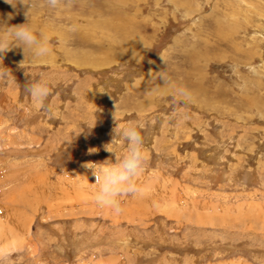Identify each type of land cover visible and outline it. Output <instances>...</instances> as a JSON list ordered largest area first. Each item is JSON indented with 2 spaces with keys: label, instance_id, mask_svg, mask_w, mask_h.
I'll return each mask as SVG.
<instances>
[{
  "label": "rangeland",
  "instance_id": "1",
  "mask_svg": "<svg viewBox=\"0 0 264 264\" xmlns=\"http://www.w3.org/2000/svg\"><path fill=\"white\" fill-rule=\"evenodd\" d=\"M31 3L52 51L0 57V264H264V0ZM26 9L0 0V20ZM27 71L52 79L43 108ZM114 114L145 154L118 214L81 187L115 159Z\"/></svg>",
  "mask_w": 264,
  "mask_h": 264
},
{
  "label": "clouds",
  "instance_id": "2",
  "mask_svg": "<svg viewBox=\"0 0 264 264\" xmlns=\"http://www.w3.org/2000/svg\"><path fill=\"white\" fill-rule=\"evenodd\" d=\"M6 3L16 7L18 4L27 6L25 11L26 20L24 23L9 25L5 20H0V57L3 58L14 47L22 48L30 52L34 61L43 60L51 55V34L43 29H38L31 21L30 10L33 7L31 0H5ZM46 3L55 8L60 0H46ZM12 15H8L10 20ZM162 56V55H161ZM163 60L164 57L162 56ZM23 60L20 67H24ZM254 71V69H249ZM31 78L24 86L26 95L30 98L32 106L40 109L45 106L51 94L52 79L44 73H31ZM10 74L6 69H0V80H9ZM161 79L165 82L164 76ZM174 99L180 102H187L190 93L183 87L171 86ZM117 104L115 105V109ZM49 109L51 106L49 105ZM115 113V112H114ZM115 126L111 130L112 140L104 145L105 151L114 154L115 159H106L102 162L88 161L82 167L91 170L95 177L94 183L81 185L87 187L94 197L98 207L111 209L114 213L122 211L121 204L123 197L138 198L143 195V188L138 184V178L143 171L145 154L143 152V138L140 129L142 125L129 122L122 124L114 114ZM118 141L124 142L122 151H117L113 145ZM97 149L89 148L88 154L96 152ZM84 176V175H80ZM87 178V176H85ZM88 180V178H87Z\"/></svg>",
  "mask_w": 264,
  "mask_h": 264
}]
</instances>
